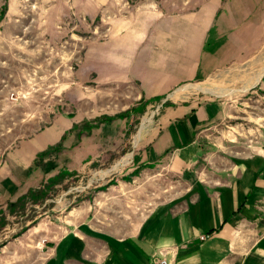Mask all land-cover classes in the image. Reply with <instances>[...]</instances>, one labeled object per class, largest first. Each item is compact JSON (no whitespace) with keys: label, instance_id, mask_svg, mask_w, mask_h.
Here are the masks:
<instances>
[{"label":"crops","instance_id":"0c3cea01","mask_svg":"<svg viewBox=\"0 0 264 264\" xmlns=\"http://www.w3.org/2000/svg\"><path fill=\"white\" fill-rule=\"evenodd\" d=\"M107 1L113 7L107 44L93 45L90 68L93 84L118 90L109 99L115 110L101 121L56 112L38 129L28 113L21 128L1 131L0 210L64 169L124 152L115 145L133 116L160 101L122 165L124 173L137 172L129 180L156 166L176 169L182 189L125 228L78 219L82 205L75 207L65 224L43 226L33 264H151V253L160 250L169 264H264V137L232 153L214 136L227 104L197 86L242 82L236 71L256 60L264 43V0ZM260 71L247 86L224 93L245 91ZM202 92L211 98L198 100ZM201 233L209 235L200 239Z\"/></svg>","mask_w":264,"mask_h":264},{"label":"rangeland","instance_id":"374dc122","mask_svg":"<svg viewBox=\"0 0 264 264\" xmlns=\"http://www.w3.org/2000/svg\"><path fill=\"white\" fill-rule=\"evenodd\" d=\"M3 7L0 132L7 127L14 131L18 125L21 128L28 113L35 115L38 129L56 112L99 116L97 120L101 121L115 110L114 101L109 99L118 90L93 84L90 68L93 45H106L108 40L113 7L107 0L101 4L98 0H0V10ZM256 60L254 56L243 69L236 71L242 76L238 85L216 81L197 85L202 90L209 88L220 95L216 99L227 104L228 115L214 136L225 146L234 147L232 153L245 149L242 142L255 143L264 137V76L255 84H248L245 91L224 93L247 86L252 76L263 68L264 43ZM196 97L203 101L211 95L202 92ZM160 106V101L148 102L143 105L142 113L133 116L127 133L115 145L123 147L124 152L114 156L107 151L104 157L97 155L88 163L64 169L54 180L59 185L48 183L49 179L45 182L43 200L28 198L24 203L1 209L0 264H33L31 259L38 258V246L45 232L43 226L62 220L65 224L77 206L82 205L78 219L90 218L110 228H125L144 220L156 202L177 194L185 180L176 169L156 166L147 174L129 180L137 172L124 173L127 164L122 165L130 155L124 154L130 152L133 138L154 121ZM126 112L116 115L122 118ZM87 124L92 125L85 121ZM88 204L90 209L83 208ZM94 205L98 211L93 210Z\"/></svg>","mask_w":264,"mask_h":264},{"label":"trees","instance_id":"16d2710c","mask_svg":"<svg viewBox=\"0 0 264 264\" xmlns=\"http://www.w3.org/2000/svg\"><path fill=\"white\" fill-rule=\"evenodd\" d=\"M4 10H5V7H3L1 10H0V18L3 16L4 14ZM44 153V152H43ZM43 153H39V155H42ZM59 176H55L54 178H48L49 181L48 183H54L56 179H58ZM45 187H46V184H44L43 188H35V189H29L27 192H25L24 194L20 195L15 201L13 202H10L9 204H17L19 202L21 203H24L25 201H27L28 198H31L32 200H43L45 197H46V191H45ZM31 223L34 224V221H32Z\"/></svg>","mask_w":264,"mask_h":264},{"label":"built area","instance_id":"2783aa9c","mask_svg":"<svg viewBox=\"0 0 264 264\" xmlns=\"http://www.w3.org/2000/svg\"><path fill=\"white\" fill-rule=\"evenodd\" d=\"M257 142L258 141H256V143ZM259 146L264 147V144L259 143ZM208 235H209L208 233H201V234H199V238L205 239L208 237ZM150 262H151V264H169V262L166 258L165 252L163 250L155 251V252L151 253Z\"/></svg>","mask_w":264,"mask_h":264},{"label":"bare ground","instance_id":"6f19581e","mask_svg":"<svg viewBox=\"0 0 264 264\" xmlns=\"http://www.w3.org/2000/svg\"><path fill=\"white\" fill-rule=\"evenodd\" d=\"M263 73H264V69H261V71L259 72V74H258V79L263 75ZM128 161V158H126L124 161H123V163H126Z\"/></svg>","mask_w":264,"mask_h":264}]
</instances>
